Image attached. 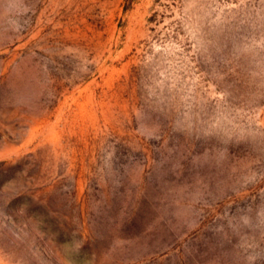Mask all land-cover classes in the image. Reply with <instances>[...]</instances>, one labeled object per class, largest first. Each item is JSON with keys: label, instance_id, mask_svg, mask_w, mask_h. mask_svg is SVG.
Here are the masks:
<instances>
[{"label": "rangeland", "instance_id": "obj_1", "mask_svg": "<svg viewBox=\"0 0 264 264\" xmlns=\"http://www.w3.org/2000/svg\"><path fill=\"white\" fill-rule=\"evenodd\" d=\"M0 264H264V0H0Z\"/></svg>", "mask_w": 264, "mask_h": 264}]
</instances>
